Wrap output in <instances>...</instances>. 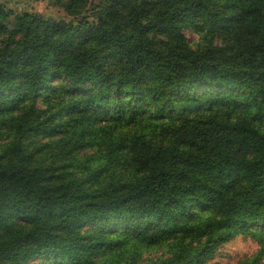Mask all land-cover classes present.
Listing matches in <instances>:
<instances>
[{
    "label": "trees",
    "instance_id": "trees-1",
    "mask_svg": "<svg viewBox=\"0 0 264 264\" xmlns=\"http://www.w3.org/2000/svg\"><path fill=\"white\" fill-rule=\"evenodd\" d=\"M48 2H0V264H264V0Z\"/></svg>",
    "mask_w": 264,
    "mask_h": 264
},
{
    "label": "rangeland",
    "instance_id": "rangeland-1",
    "mask_svg": "<svg viewBox=\"0 0 264 264\" xmlns=\"http://www.w3.org/2000/svg\"><path fill=\"white\" fill-rule=\"evenodd\" d=\"M13 10L23 12H37L44 16L55 18L68 17L62 11L49 5L48 0H0ZM186 36L191 44L197 41V35L186 31ZM259 250V245L251 238L237 236L233 240L218 248L216 255L207 264H238L240 261L252 257Z\"/></svg>",
    "mask_w": 264,
    "mask_h": 264
}]
</instances>
